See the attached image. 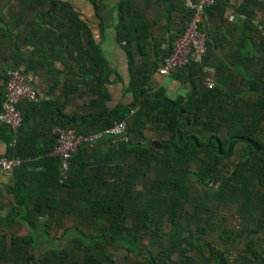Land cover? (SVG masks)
Wrapping results in <instances>:
<instances>
[{
    "label": "trees",
    "instance_id": "16d2710c",
    "mask_svg": "<svg viewBox=\"0 0 264 264\" xmlns=\"http://www.w3.org/2000/svg\"><path fill=\"white\" fill-rule=\"evenodd\" d=\"M87 1L97 8L100 0ZM156 1L180 10V34L188 18L185 1ZM228 6V0H215L205 16L223 19ZM3 7L17 27L24 23L16 39L28 42L33 28L38 36L31 53L6 71L23 66L27 73H48L49 53L65 49L72 63L61 95L82 84L86 91L80 95L94 97L82 116L64 113L59 100H23L17 104L22 116L17 133L0 123L3 155L21 160L6 187L11 200L0 194V202L8 199L0 216V264H264V36L252 22L257 19L264 30L261 2L242 0L235 7L245 15L242 26L258 34L257 68L227 72L207 35L202 62L176 70L175 76L190 83V94L171 98L163 88L147 86L151 68L131 62V46L143 55L151 34L136 0H119L116 37L130 60L133 100L112 109L106 105L105 59L70 2L0 0ZM6 26L0 33L11 36ZM6 79L5 74L4 84ZM3 94L4 85L0 107ZM44 114L46 122L37 125ZM122 120L127 141L103 137L83 145L61 171V159L51 154L57 136L52 130L90 134ZM237 145L241 155L235 159ZM231 215L237 227L226 225ZM109 247L128 255L116 257Z\"/></svg>",
    "mask_w": 264,
    "mask_h": 264
},
{
    "label": "crops",
    "instance_id": "0c3cea01",
    "mask_svg": "<svg viewBox=\"0 0 264 264\" xmlns=\"http://www.w3.org/2000/svg\"><path fill=\"white\" fill-rule=\"evenodd\" d=\"M66 1L70 2L75 10L79 12L81 20L89 27L94 42L99 46V50L105 59L109 72L108 81L104 83V90L108 95L106 101L107 107L112 109L118 105L130 103L133 100L132 92L129 90L131 78L130 60L123 47L124 44L120 43L116 37V6L119 0H100L97 8L87 0ZM241 1L228 0L229 6L223 13V19H220L218 15H213L208 20V16H205L204 24L206 25V32L209 36L213 54L227 67L225 68L230 73L254 70L257 68V58L259 57L260 44L257 32L247 26L243 27L242 20L232 16V13L235 12V7ZM258 1L263 5L261 12H264V0ZM2 3L4 4V2ZM174 4H176V1ZM136 5L148 22L151 36L150 40H148L149 44L146 47L147 51L143 55L137 54L134 46H131L133 59L131 62L135 66L146 65V67L152 69L147 81V86L152 90L163 88L166 95L171 98L188 96L191 92V85L183 78V75L179 77L175 76L177 72L174 71L163 76L157 71L163 58L164 47H168L173 43L176 35L182 28L180 10L174 8L173 4L170 7L169 4H160L156 0H136ZM27 18L29 21L33 20L31 15ZM17 22L10 21L6 15L5 7L0 8V28L4 24H7L6 29L11 35L5 36L0 33V86L4 85L3 77L6 69L19 56L24 57L30 54L34 43L38 39V36L32 32L34 28L30 30V35L27 33L26 39L28 42L30 41V44L28 42L21 43L20 40L16 39L15 36L19 32V29L24 27V23H20L19 27H17ZM39 32V34H42L41 30ZM43 47L46 46L43 45ZM49 54L50 56L46 58V62L49 63L50 67V69L48 68V73L30 70V74L34 77L33 85L39 97L37 102H31L38 103L41 101L50 102L59 100V104L63 103L65 105L63 109L64 113L82 116L86 113L85 108H87L89 99L94 96L89 95V93L80 95V92L86 91V88L82 87V84H79V87L74 89V91L71 88L69 95H61L63 84L70 79L69 68L72 62L65 53V49L62 53L55 52L54 54ZM245 56L250 57V61H246L247 63L244 61ZM73 69L77 71L78 67L75 65ZM207 72L211 76L214 69L210 67ZM46 117L45 114L37 117L35 123L37 125L44 124ZM30 125L32 126L33 123L31 122ZM56 128H53L52 133ZM4 152L5 144L0 139V156ZM8 185H10L9 177H5L0 173V194L11 200V195L6 192ZM7 198L0 202L2 204L0 216L6 213ZM1 231H3L2 224L0 225Z\"/></svg>",
    "mask_w": 264,
    "mask_h": 264
},
{
    "label": "built area",
    "instance_id": "2783aa9c",
    "mask_svg": "<svg viewBox=\"0 0 264 264\" xmlns=\"http://www.w3.org/2000/svg\"><path fill=\"white\" fill-rule=\"evenodd\" d=\"M215 4V0H186L185 8L188 12L186 25L180 34L173 41L172 48L168 55L162 58L158 67V73L166 76L179 68L190 63L200 64L206 54L207 34L202 29L205 21V10ZM237 19H245V15L232 13ZM252 22L256 25L261 35L264 36L262 25L257 19ZM6 81L4 84L3 100L0 107V123L6 125L13 134H16L22 123V116L17 109V104L23 99L28 101L39 100L33 86V75L24 72V68L18 67L6 71ZM207 87H212L210 79H206ZM127 124L125 120L114 122L111 126L90 134H80L75 128L57 127L56 143L51 154L61 159V171L64 172L69 167V161L73 153L81 146L91 144L103 137H111L113 141H127ZM21 164L18 157L7 158L0 156V173L5 177H11L15 168Z\"/></svg>",
    "mask_w": 264,
    "mask_h": 264
},
{
    "label": "rangeland",
    "instance_id": "374dc122",
    "mask_svg": "<svg viewBox=\"0 0 264 264\" xmlns=\"http://www.w3.org/2000/svg\"><path fill=\"white\" fill-rule=\"evenodd\" d=\"M27 73V72H26ZM29 74H30V72H29ZM34 86V85H33ZM23 100H26V99H23ZM22 100V101H23ZM241 155V151H240V147H239V145H237V147L235 148V152H234V154H233V157L235 158V159H238L239 158V156ZM227 223H226V225L227 226H231V227H237V225H238V219L233 215H231V217L230 218H228L227 219V221H226ZM164 230H167V227H164ZM210 237V236H209ZM209 237H207V238H209ZM148 242H149V240L148 239H145L144 240V244L145 245H148ZM239 246L240 247H243V241H241L240 243H239ZM115 263L116 264H126L125 262H123V261H120V260H116L115 261Z\"/></svg>",
    "mask_w": 264,
    "mask_h": 264
},
{
    "label": "water",
    "instance_id": "95a60500",
    "mask_svg": "<svg viewBox=\"0 0 264 264\" xmlns=\"http://www.w3.org/2000/svg\"><path fill=\"white\" fill-rule=\"evenodd\" d=\"M262 89H264V85L262 86ZM6 126V125H4ZM156 146L159 147V143H156ZM110 252L116 256V257H125L128 255V251L124 248L122 249H114L112 247H109Z\"/></svg>",
    "mask_w": 264,
    "mask_h": 264
}]
</instances>
